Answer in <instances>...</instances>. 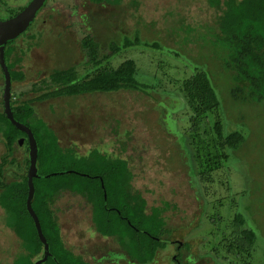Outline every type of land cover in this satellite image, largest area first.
<instances>
[{
    "label": "rangeland",
    "instance_id": "374dc122",
    "mask_svg": "<svg viewBox=\"0 0 264 264\" xmlns=\"http://www.w3.org/2000/svg\"><path fill=\"white\" fill-rule=\"evenodd\" d=\"M7 1L0 2L3 17L14 15L30 0ZM47 3L35 29L44 28L43 36L36 33L37 40L20 38L16 45L17 49L26 48L29 42L32 48L24 58L26 67L17 66L25 69L26 79L14 82L13 99L32 100L37 116L55 127L64 146L73 145L77 151L105 147L112 155L128 158L134 186L144 192L149 204L176 200L177 207L173 209L174 204H170L172 210L165 214L169 238L183 242V264H242L228 251V240L238 232L250 244L254 242L253 264H264V107L253 100L237 101L231 95L233 83L223 67L222 48L208 39L214 17L206 0H123L119 5L90 0ZM43 17L48 18V25H43ZM53 21L57 28L50 25ZM60 25L63 32L58 29ZM78 35L92 36L99 43L100 57L112 56L110 66L118 67L133 58L137 77L150 87L34 100L42 91H34L35 83L37 87L49 86L50 81L41 80H49L54 69L74 68L79 76L93 69ZM127 38L135 44L123 48ZM115 45L122 51L115 53ZM201 70L209 73L231 125L241 120L248 128L238 156L218 164L214 118L209 113L202 118L200 128L190 129L192 111L182 89L183 81ZM3 87L0 68V111ZM69 112L73 114L68 116ZM84 135L89 137L87 143H82ZM28 149L25 140L9 155L0 133V164L4 157L10 160L4 163L9 181L28 175ZM56 202L63 229L72 225L75 230L63 231L67 245L81 249L94 241L105 246L102 239L89 238L85 220L88 206L81 196L66 193ZM238 213L245 218L241 229L236 222ZM11 229L5 226L0 207V264H11L21 252V240ZM176 252V245H171L160 250L149 264H176L172 258Z\"/></svg>",
    "mask_w": 264,
    "mask_h": 264
},
{
    "label": "trees",
    "instance_id": "16d2710c",
    "mask_svg": "<svg viewBox=\"0 0 264 264\" xmlns=\"http://www.w3.org/2000/svg\"><path fill=\"white\" fill-rule=\"evenodd\" d=\"M90 1L110 5L123 2ZM206 3L214 17L208 29V39L213 41V46L222 48L223 67L229 72L233 83L231 95L237 101L253 100L264 107V0H206ZM134 44L127 38L123 48ZM82 46L94 73L81 77L74 68L56 69L49 80L43 81H50L49 86H34V91L42 90L34 100L95 92L144 91L146 86L150 87L137 77V64L133 58L114 67L110 66L112 56L110 59L107 56L100 57L99 43L92 36L85 37ZM121 49L114 46L115 53L121 52ZM25 53V50L18 52L16 47L7 45L6 59L14 81L26 79L25 71L17 68ZM182 87L192 111L190 129L200 128L202 118L209 113L214 118V144L218 151L215 164L236 156L244 146L248 128L241 120H234L228 114L234 120L231 125L209 73L205 70L196 71L183 81ZM31 101L13 99L12 107L15 118L32 128L39 144L40 176L34 179L35 197L32 204L51 251L47 261L41 264H90L67 248L63 240L53 204L64 191L80 194L86 199L91 205L92 220L98 232L113 237L133 261L139 264L154 261L159 249L165 248L169 241L171 231L165 213L170 204L164 202L162 206L149 208L141 190L134 186L135 175L127 159L97 148L81 156L75 147L64 146L60 135L37 116ZM0 133L6 141L9 155L14 153L16 144L20 143L19 139L27 137L8 119L4 111H0ZM9 161L4 157L0 164V205L5 211L6 226L13 229L24 250L14 258L13 264H34L43 256L44 244L27 209L28 178L24 174L25 178L22 175L9 181L4 165ZM26 163L29 167V157ZM236 222L241 229L245 224L243 214L236 215ZM228 241V251L235 253L242 264H253L254 242L250 244L239 232ZM185 248L190 249V245L185 244Z\"/></svg>",
    "mask_w": 264,
    "mask_h": 264
},
{
    "label": "water",
    "instance_id": "95a60500",
    "mask_svg": "<svg viewBox=\"0 0 264 264\" xmlns=\"http://www.w3.org/2000/svg\"><path fill=\"white\" fill-rule=\"evenodd\" d=\"M47 0H31L30 3L17 15L2 19L0 18V65L4 72V90H3V102H4V112L7 115L8 119L16 125L22 132H25L28 138L29 143V170H28V197H27V209L31 216L34 219L39 238L44 244L43 256L38 258L34 264H41L47 261L51 255L50 244L45 236L40 219L33 208V199L35 197V183L34 179L40 176L39 167H38V158H39V144L36 139V136L30 126L27 124L18 121L15 118L13 107H12V90H13V78L11 69L8 65L6 59V46L7 43L17 39L21 36L34 21L38 11L45 5ZM24 138L20 139V143L24 142ZM51 173L48 176L52 174ZM104 185V184H103ZM107 198V193H105Z\"/></svg>",
    "mask_w": 264,
    "mask_h": 264
},
{
    "label": "crops",
    "instance_id": "0c3cea01",
    "mask_svg": "<svg viewBox=\"0 0 264 264\" xmlns=\"http://www.w3.org/2000/svg\"><path fill=\"white\" fill-rule=\"evenodd\" d=\"M23 68L24 67H26V64H25V60L23 61ZM24 71H25V69H24ZM26 72V71H25ZM35 108H36V106H35ZM69 116H71V115H69ZM44 120H46L45 118H44ZM52 126V125H51ZM53 127V126H52ZM53 128H55V127H53ZM56 130V129H55ZM58 133V132H57ZM61 137V136H60ZM84 138H86L85 140H83L82 138H81V140H82V143H87L88 142V136H86V135H84L83 136ZM61 139L63 140V138L61 137ZM61 140V141H62ZM93 144V143H92ZM91 145V144H90ZM67 147H74L73 145L71 146V145H69V146H67ZM76 149L78 148V147H75ZM94 148H97V149H100L101 151H103V152H105V153H108L109 151H107L106 150V148L105 147H99V146H95V147H89L88 149H86L85 151H82V148L80 149L81 150V152H78V151H80V150H78V151H76L79 155H81V156H84V155H88ZM111 152V151H110ZM108 154H110V153H108ZM111 155H112V152H111ZM115 156H117V155H115ZM122 157V156H121ZM122 158H125V159H127L128 160V158H126V157H122ZM129 161V160H128ZM129 165H130V162H129ZM130 167V166H129ZM131 168V167H130ZM134 182V181H133ZM142 192V191H141ZM66 193H72V192H69V191H64L62 194H61V196L62 195H64V194H66ZM73 195H78V196H81V198L83 199V202H85L86 203V205L88 206V211L87 212H85V220H86V222H87V228H90L89 229V232H91V234H90V236H89V238L90 239H94L95 238V240L96 239H102V241L105 243V246H103L100 242H97V243H95L94 244V241H92V244H89V246L87 245V244H84V245H87L86 247H82L81 249H76L74 246L73 247H71L69 244V246L67 245V242H66V240H65V237L63 236V231H65V232H68V231H70L71 233H73V231L75 232V230L72 228V225H70V227H69V229H67V230H65V229H63V226H62V224H61V221H60V216H59V214H58V212H57V210H58V207H57V202H55V204H53V209L55 210V213H56V215L58 216V218H59V224H60V228H61V233H62V236H63V240H64V242H65V245H66V247L67 248H72L73 249V253H75L76 255H79V256H82L87 262H89L90 264H104V263H110V264H112V262H110L106 257L109 255V252H117V253H120V254H124V253H126L124 250H123V248H121V246L119 245V243L113 238V237H110V236H104V235H102L100 232H98V230L96 229V226H95V224H94V222H93V220H92V210H91V205L90 204H88L87 202H86V199H84L83 197H82V195H80V194H76V193H72ZM142 194L144 195V192H142ZM144 197L149 201V199L144 195ZM60 198V197H59ZM58 198V199H59ZM57 199V200H58ZM56 200V201H57ZM174 200V199H173ZM60 201V200H59ZM176 200H174L173 201V204H174V208L173 209H175L176 207H177V205H176ZM162 204V203H161ZM149 205H151V204H149ZM151 206H153V204L151 205ZM0 207H1V205H0ZM2 208V207H1ZM3 209V208H2ZM170 210H172V209H170ZM170 210H168V211H170ZM3 212H4V224H5V211H4V209H3ZM168 216H170V215H168ZM5 226H6V224H5ZM8 227V226H7ZM196 228H199V227H202V225H200V226H195ZM10 228V227H9ZM194 228V227H193ZM79 229V228H78ZM11 230H13V229H11ZM81 229H79L78 231H80ZM77 231V230H76ZM14 232V231H13ZM15 233V232H14ZM16 234V233H15ZM18 237V236H17ZM19 238V237H18ZM88 240V239H87ZM90 241V242H91ZM78 252H77V251ZM24 252V250H23V248H22V242H21V252L20 253H23ZM19 253V254H20ZM18 254V255H19ZM17 257V256H16ZM14 260V259H13ZM13 260H12V263L11 264H13ZM135 263H137V264H139L137 261H134ZM134 264V263H133Z\"/></svg>",
    "mask_w": 264,
    "mask_h": 264
},
{
    "label": "flooded vegetation",
    "instance_id": "af4514ba",
    "mask_svg": "<svg viewBox=\"0 0 264 264\" xmlns=\"http://www.w3.org/2000/svg\"><path fill=\"white\" fill-rule=\"evenodd\" d=\"M7 2V4L9 3V1H7V0H0V2ZM31 1V0H30ZM30 1L23 7V8H21L17 13H15L14 15H11V16H9V17H3L2 16V14L0 13V18H2V19H7V18H11V17H13V16H15V15H17L19 12H21L29 3H30ZM47 2H48V0H47ZM45 3V5L38 11V13H37V15H36V17H35V19H34V21L31 23V25L28 27V29L21 35V36H19L17 39H15V40H13V41H11V42H9V43H7V45L8 44H11L13 47H16V51H18V52H20L21 50H25L26 51V53H25V55H27V51H30V49L32 48V45H31V43H29V42H27V47L26 48H21V49H17V43H18V40L21 38V39H23V38H27L28 40H37V37H36V33H41L42 34V36H43V33H44V28H41V29H38V31H35V29L36 28H38V27H36V25H38L37 24V21H39V19H40V15H41V13H42V11L45 9V7L47 6V4L48 3ZM1 4V3H0ZM0 11H1V5H0ZM74 15V12L71 14V17ZM49 18H52L53 16L52 15H49L48 16ZM78 18V17H77ZM42 23H43V25L45 26V25H48V18H42ZM75 22H76V20H74ZM56 22L55 21H53V22H51V26L52 27H54L55 26V28H57V25L58 24H55ZM61 27V25L58 27V29ZM37 30V29H36ZM57 30V29H56ZM63 30V28H60V30L59 31H61V32H63L62 31ZM64 30H66L65 28H64ZM30 31H32V33H30ZM33 31H35V32H33ZM30 33V34H29ZM77 37V39H79L80 38V35H78V36H76ZM85 37H83V38H80V41H81V44H82V41H83V39H84ZM39 39V38H38ZM72 40H73V38H72ZM74 41H76V38H75V40ZM6 48H7V46H6ZM82 48H83V46H82ZM84 49V48H83ZM85 51V50H84ZM25 55H24V57H23V60H22V62L20 63L22 66L24 65L23 64V61H24V58H25ZM105 64V63H104ZM40 66V65H39ZM0 68H1V71H2V73H3V78H4V72H3V69H2V67H1V65H0ZM20 69H22V68H20ZM94 69V68H93ZM93 69H91V71H89V72H87L86 71V73L85 74H87V75H89V74H92V73H94V71L95 70H93ZM24 70V69H23ZM54 70H56V69H54ZM54 70L52 71V73L54 72ZM25 74H26V72H25ZM85 74L83 75V76H81V77H85ZM86 75V76H87ZM13 78V77H12ZM49 78H50V76H49ZM42 81H44V79L43 80H41V82ZM14 82H19V81H14L13 80V84H14ZM40 81L39 82H37V83H41ZM35 85L37 86V84L35 83ZM3 90H4V87H3ZM42 92V91H41ZM12 94H13V90H12ZM12 100H13V98H12ZM2 102H3V96H2ZM3 111H4V102H3ZM73 114V112H69V113H67V115L69 116V115H72ZM54 130H55V128H54ZM56 132H57V130H55ZM21 138H24V140H26V142H27V140H28V138L26 137V136H23V137H21ZM20 138V139H21ZM20 139H19V141H20ZM28 146H29V143H28ZM100 150V149H99ZM28 151H29V149H28ZM101 151V150H100ZM103 152V151H102ZM28 157H29V155H28ZM30 165V164H29ZM28 170H29V167L27 168V173H28ZM148 201V200H147ZM164 202H167V203H169V204H173V202H171V201H169V200H162L161 201V206L164 204ZM176 205H177V203H176ZM148 206H149V201H148ZM153 206H156V205H153ZM157 206H160V205H157ZM152 207V206H151ZM150 207V208H151ZM168 210H170V208L168 209ZM167 210V211H168ZM166 211V212H167ZM166 215V214H165ZM168 224V223H167ZM105 236V235H104ZM171 245H176V250H177V252L176 253H174L173 255H172V258H173V260H174V262L176 263V264H183L182 263V253H181V249H182V245H183V242L181 241V240H176V239H170L169 238V241H168V243H167V246L165 247V248H162V249H159V251L160 250H164V249H166V248H170V246ZM158 251V252H159ZM157 255H158V253H157ZM157 257V256H156ZM110 262H112V264H133L134 263V261H133V259L127 254V253H124V254H120V253H117V252H109V255L106 257ZM156 259V258H155ZM154 259V260H155ZM149 264V263H148Z\"/></svg>",
    "mask_w": 264,
    "mask_h": 264
}]
</instances>
